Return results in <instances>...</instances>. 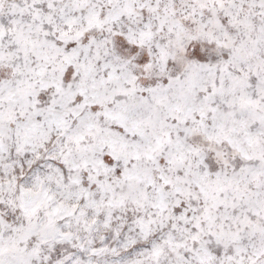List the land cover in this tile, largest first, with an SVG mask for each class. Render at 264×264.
Segmentation results:
<instances>
[{"label":"snow or ice","instance_id":"1","mask_svg":"<svg viewBox=\"0 0 264 264\" xmlns=\"http://www.w3.org/2000/svg\"><path fill=\"white\" fill-rule=\"evenodd\" d=\"M0 264H264V0H0Z\"/></svg>","mask_w":264,"mask_h":264}]
</instances>
